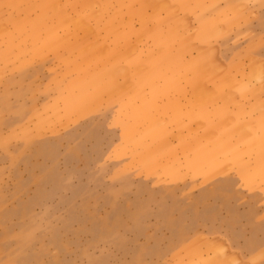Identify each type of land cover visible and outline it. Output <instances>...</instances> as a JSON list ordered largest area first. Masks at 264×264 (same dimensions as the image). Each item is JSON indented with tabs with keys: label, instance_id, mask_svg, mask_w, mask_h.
Wrapping results in <instances>:
<instances>
[{
	"label": "rangeland",
	"instance_id": "rangeland-1",
	"mask_svg": "<svg viewBox=\"0 0 264 264\" xmlns=\"http://www.w3.org/2000/svg\"><path fill=\"white\" fill-rule=\"evenodd\" d=\"M215 1L221 86L130 0H0V264H264V0Z\"/></svg>",
	"mask_w": 264,
	"mask_h": 264
},
{
	"label": "crops",
	"instance_id": "crops-1",
	"mask_svg": "<svg viewBox=\"0 0 264 264\" xmlns=\"http://www.w3.org/2000/svg\"><path fill=\"white\" fill-rule=\"evenodd\" d=\"M130 1L133 2V5L130 8L127 7L123 9V11L124 14L128 15V21L131 16L137 17L139 20L140 26L136 29V32L134 31L133 33H135L138 37L148 36L151 34L150 36L152 37L153 46L155 49H160L163 47L167 49V57L169 59L168 63H172L176 66V61L174 59L178 50L193 44H197L208 49H216L214 55L224 67L223 71L221 72L223 75L221 77L222 79L220 81H216L217 79L215 80L217 85H223V82H225L226 73L239 77L243 72L246 71V69L243 67V63L240 60L236 62L234 58L237 56V53L241 52L242 50H236L234 53L235 56L233 55L234 57H227L224 60L220 57L217 46L212 44L213 40H226L227 33L230 30L228 27L229 22H225L226 24H224L222 21L218 20L217 16L213 15V13L218 15V12H220L215 0L210 1L208 5L202 4L201 2H203V0H199L197 2L196 0H192L195 2V7H198L201 13L196 16L197 25H193L194 28H191V31L194 35L186 38L185 40V28L181 25V22L186 17L189 19L188 13L186 12H190L193 9L190 7L191 0H165L169 2V6L168 8L164 9L161 15L158 14L157 10L153 9V3H150L151 1L149 0ZM172 7H175V12L170 10ZM180 11H183V13L181 14ZM156 18H158V20H155ZM125 23V27L129 28L130 31H133L131 30L133 25L126 21ZM186 25L188 26L189 24ZM244 53L248 56V60L250 59V56L255 55L256 51L254 43L251 40L248 42V47ZM258 61L256 63H259ZM184 64H186V62H183V65ZM260 68H263L264 70V62L261 63ZM249 91L250 90L241 92V94H243L245 97H249ZM249 100L250 101L246 102L250 103L251 99ZM220 118L221 117H218L217 119Z\"/></svg>",
	"mask_w": 264,
	"mask_h": 264
}]
</instances>
